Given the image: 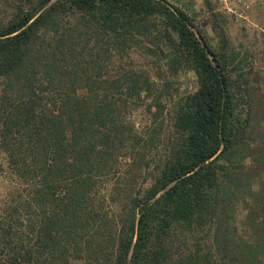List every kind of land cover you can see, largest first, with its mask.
I'll list each match as a JSON object with an SVG mask.
<instances>
[{
  "label": "trees",
  "instance_id": "trees-1",
  "mask_svg": "<svg viewBox=\"0 0 264 264\" xmlns=\"http://www.w3.org/2000/svg\"><path fill=\"white\" fill-rule=\"evenodd\" d=\"M134 50L194 90L167 112L147 102ZM249 53L169 0H0V264H263ZM144 102L148 131L131 118ZM166 121L168 147L146 158Z\"/></svg>",
  "mask_w": 264,
  "mask_h": 264
},
{
  "label": "rangeland",
  "instance_id": "rangeland-1",
  "mask_svg": "<svg viewBox=\"0 0 264 264\" xmlns=\"http://www.w3.org/2000/svg\"><path fill=\"white\" fill-rule=\"evenodd\" d=\"M184 8L189 15L200 24L207 34L209 40L218 45L220 42V30L223 28L231 39L234 46L241 50L250 52L245 61L247 69L253 68L252 82L257 87L256 98H262L259 105H264V0H234L230 8L224 7L220 0H169ZM132 57L137 63V67H144L155 81L153 96L147 102L158 98L164 106L165 112L171 110L179 98L192 92L196 86L195 77L192 73H179L173 75L171 70L163 62H159L158 68L147 64V55L140 50H134ZM2 81L0 80V87ZM154 101V100H153ZM152 113L146 108L144 102L137 111L132 114V119L136 121L139 130H152L155 123H152ZM169 124L166 121L162 128L161 135L149 138L145 149L146 158L153 154H163L164 147L167 146L166 140L169 136ZM2 156L0 155V165ZM0 170V211L3 202L7 198V191L10 189V182L5 181L4 173ZM148 172V171H147ZM146 173L142 172L140 181L146 178ZM264 264V263H263Z\"/></svg>",
  "mask_w": 264,
  "mask_h": 264
},
{
  "label": "built area",
  "instance_id": "built-area-1",
  "mask_svg": "<svg viewBox=\"0 0 264 264\" xmlns=\"http://www.w3.org/2000/svg\"><path fill=\"white\" fill-rule=\"evenodd\" d=\"M220 1L224 5V7L229 9L231 2L234 1V0H220Z\"/></svg>",
  "mask_w": 264,
  "mask_h": 264
}]
</instances>
